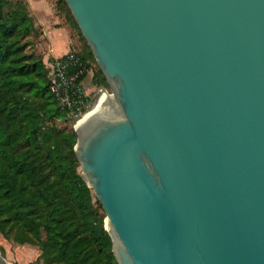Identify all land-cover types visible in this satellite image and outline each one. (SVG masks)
<instances>
[{
    "label": "water",
    "instance_id": "1",
    "mask_svg": "<svg viewBox=\"0 0 264 264\" xmlns=\"http://www.w3.org/2000/svg\"><path fill=\"white\" fill-rule=\"evenodd\" d=\"M64 2L110 90L73 150L117 264H264V0Z\"/></svg>",
    "mask_w": 264,
    "mask_h": 264
},
{
    "label": "trees",
    "instance_id": "2",
    "mask_svg": "<svg viewBox=\"0 0 264 264\" xmlns=\"http://www.w3.org/2000/svg\"><path fill=\"white\" fill-rule=\"evenodd\" d=\"M55 8L79 31L64 0ZM34 30L25 0H0V230L8 225L16 242L39 245L44 264H117L94 205L103 209L80 175L74 129L49 123L72 124L44 62L27 51ZM86 46L77 53L95 62ZM99 73L93 80L102 85Z\"/></svg>",
    "mask_w": 264,
    "mask_h": 264
},
{
    "label": "rangeland",
    "instance_id": "3",
    "mask_svg": "<svg viewBox=\"0 0 264 264\" xmlns=\"http://www.w3.org/2000/svg\"><path fill=\"white\" fill-rule=\"evenodd\" d=\"M51 1H53L52 3L55 4L56 0H51ZM56 15L59 18V21H60L59 24H62L68 29V32L70 36L72 37V41L74 43V44L72 43L71 45L77 51L81 53L86 52L87 44L84 38L82 37L81 33H79V31L77 30V28L66 19V17L64 16V13L56 10ZM34 26H35L34 32L30 33L26 37L27 51L30 53H33L36 57L42 59L43 58L42 56L43 48H42L41 31L38 26H36L35 24ZM42 61L44 62V64L46 63L44 59H42ZM85 61L88 64L87 66L88 70L84 78V88H86L87 92L89 93L93 92L95 95L96 88L97 86H100V84H97L96 82H94L93 79L101 78V75L99 73L100 69L98 65L96 64V62H94L93 60L86 58ZM102 86H104L108 91H110L106 80H105V83L102 84ZM49 123L55 127H58L59 129H66V130H69L70 128L73 129L72 124H69L68 122L67 123L62 122L61 119L54 118V119H51ZM94 209L98 212V215H103L102 216L103 218L102 222H103L104 216H105L104 211L99 209L96 205H94ZM7 227L4 228L5 232L0 230V254L2 255V257L9 264H44V262L42 261V258L40 257L41 251H40L39 245L33 244V243H27V242L26 243L16 242L15 240L12 239L11 232L8 230ZM40 239H44V233L41 234ZM50 264H59V263H50Z\"/></svg>",
    "mask_w": 264,
    "mask_h": 264
},
{
    "label": "built area",
    "instance_id": "4",
    "mask_svg": "<svg viewBox=\"0 0 264 264\" xmlns=\"http://www.w3.org/2000/svg\"><path fill=\"white\" fill-rule=\"evenodd\" d=\"M45 65L48 89L65 107L74 128L78 119L95 103L100 86L95 95L86 91L84 79L80 77L87 73L88 67L72 45L64 54L48 59Z\"/></svg>",
    "mask_w": 264,
    "mask_h": 264
},
{
    "label": "crops",
    "instance_id": "5",
    "mask_svg": "<svg viewBox=\"0 0 264 264\" xmlns=\"http://www.w3.org/2000/svg\"><path fill=\"white\" fill-rule=\"evenodd\" d=\"M34 24L39 27L42 38V56L48 58L64 54L73 43L68 29L59 24L55 4L51 0H26ZM74 44V43H73Z\"/></svg>",
    "mask_w": 264,
    "mask_h": 264
},
{
    "label": "bare ground",
    "instance_id": "6",
    "mask_svg": "<svg viewBox=\"0 0 264 264\" xmlns=\"http://www.w3.org/2000/svg\"><path fill=\"white\" fill-rule=\"evenodd\" d=\"M108 90L105 88L104 90H99L98 93H97V98H96V101L95 103L87 110V112H85L79 119L81 120L83 117H85L87 114H89L94 108L97 107V105L100 103V101L102 100V98L108 94ZM77 121V122H78Z\"/></svg>",
    "mask_w": 264,
    "mask_h": 264
}]
</instances>
